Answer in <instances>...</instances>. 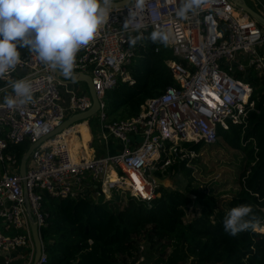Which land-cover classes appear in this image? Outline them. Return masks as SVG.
Segmentation results:
<instances>
[{"label":"built area","instance_id":"obj_1","mask_svg":"<svg viewBox=\"0 0 264 264\" xmlns=\"http://www.w3.org/2000/svg\"><path fill=\"white\" fill-rule=\"evenodd\" d=\"M251 1L264 9V0ZM181 3L143 0L139 30L124 26L135 0L112 8L94 39L77 52L70 85L27 49H20L17 66L0 78V252L6 256L5 264L19 250L28 249L27 264L32 260L26 203L40 231L46 216L43 193L52 198H78L89 196L87 188H93L90 192L108 199L114 192L127 191L136 200L149 202L159 196L153 176L164 177L172 163L193 153L185 143L213 145L219 127L226 130L229 123L241 124L253 110L252 88L236 75L247 68L264 72V26L235 0H204L195 13L184 18L176 15ZM150 29L170 33L171 56L165 65L174 84L146 99L136 117L110 122L105 93L118 82L133 84L128 68L137 56L138 44H131L130 39L137 35L141 39ZM77 75L90 77L98 99V140H119L120 151L76 162L63 136L68 129L51 135L67 115L85 112L92 105L88 92L75 86ZM20 78L33 83V99L10 108L4 103L5 95L12 94L8 81ZM135 135L142 136L140 144ZM37 142L21 176L17 155L10 147ZM111 172L116 176L114 182L109 178ZM137 184L145 194L137 190ZM42 248L38 264L47 262L43 243Z\"/></svg>","mask_w":264,"mask_h":264},{"label":"trees","instance_id":"obj_2","mask_svg":"<svg viewBox=\"0 0 264 264\" xmlns=\"http://www.w3.org/2000/svg\"><path fill=\"white\" fill-rule=\"evenodd\" d=\"M152 31L136 41L138 53L128 68L133 84L118 82L105 93L110 122L136 117L146 99L174 84L165 65L171 51L167 44L150 39ZM236 76L251 86L254 107L243 123H229L228 129L217 130L218 142L243 155L239 189L223 208L213 196L191 187L184 191L158 187L159 196L149 202L128 195L119 207L110 205L117 197L115 192L109 201L103 194L95 200L89 196L52 198L43 193L46 216L40 237L45 264H124L134 257L142 240L158 251L151 264H264V231L260 230L264 227V74L247 68ZM97 122V116L86 120L94 142L99 135ZM200 144L184 146L197 152ZM28 147L23 143L11 146L10 151L20 161ZM184 163L172 164L168 172L186 170ZM241 204L252 206L245 217L250 227L231 235L224 230L223 220L232 207ZM190 206L200 212L188 218Z\"/></svg>","mask_w":264,"mask_h":264},{"label":"clouds","instance_id":"obj_3","mask_svg":"<svg viewBox=\"0 0 264 264\" xmlns=\"http://www.w3.org/2000/svg\"><path fill=\"white\" fill-rule=\"evenodd\" d=\"M115 0H0V78L7 77L21 59L20 49L34 52L39 60L71 77L79 49L94 39L109 19ZM204 0H182L178 17H187L203 5ZM143 0H135L124 21L125 28L143 27L140 10ZM139 35L130 39L135 44ZM153 42L167 44L170 33L153 30ZM11 95H5L8 107L33 99V83L27 78L8 81ZM252 211L250 204L232 207L223 220L224 230L231 235L250 227L245 219Z\"/></svg>","mask_w":264,"mask_h":264},{"label":"rangeland","instance_id":"obj_4","mask_svg":"<svg viewBox=\"0 0 264 264\" xmlns=\"http://www.w3.org/2000/svg\"><path fill=\"white\" fill-rule=\"evenodd\" d=\"M245 2L264 17V9L255 6L251 0H245ZM262 74H264V72L258 73L257 75L261 76ZM64 82L68 81L64 80ZM75 86L79 87V91L88 92L84 82L79 81ZM78 133L79 146L77 148L79 152L77 155H81L82 150L86 152L89 150L88 143L91 141L92 137L85 124L80 126ZM130 137L133 139V136ZM134 139H136L139 144L142 142V136L140 135H135ZM108 142L110 146L114 148H120L121 146L119 140L110 138ZM92 143H94L92 146L96 148L98 140ZM101 145L103 147L104 142H102ZM197 150V152H193L192 154H183L181 158H179L181 161L176 162L179 164L185 161L184 165L186 170L169 171L164 177L159 178L170 177L172 182L167 188L170 190L176 189L184 191L187 187L199 189L207 195L216 198V200L219 201V205L223 208L224 202L232 197L239 189L237 186V177L243 165V155L241 152L226 147L220 141H217L213 145H204L201 143ZM115 194L114 196L117 197L114 200L112 198L108 199V197L105 196L104 198L107 201L113 200L110 205L114 207L125 204L129 193L127 191H118L115 192ZM89 197L95 200L98 199V196L93 193L90 194ZM191 198L193 200L194 196H191ZM199 212L200 210L198 208L194 209L190 206L187 210L186 217H193L199 214ZM158 255V251L150 249L149 244L142 240L138 245V250L135 252L134 257L128 259L124 264H151L152 257ZM30 257L31 255L29 254L27 263Z\"/></svg>","mask_w":264,"mask_h":264},{"label":"water","instance_id":"obj_5","mask_svg":"<svg viewBox=\"0 0 264 264\" xmlns=\"http://www.w3.org/2000/svg\"><path fill=\"white\" fill-rule=\"evenodd\" d=\"M129 1L130 0H120V1L114 2L113 8L125 6L126 4H128ZM235 3L240 8H242L251 18H253L259 25L264 26V18L258 12L253 10L245 2V0H235ZM52 70L58 76L66 77L64 74H62V72L58 71L54 67L52 68ZM67 78H69V77H67ZM74 78L76 79V81H81V82L85 83V85L87 86V91H88L89 97L91 99L92 105L85 112L74 113V114L67 116V118L58 127L55 128V130L53 131V133L51 135H55L59 132H62L63 130L70 128L71 126H73L77 122H81V121L84 122L87 119L94 117L98 111L99 103H98V99L95 95L90 77L88 75H77ZM38 144L39 143L37 142L35 144L29 145L28 149L21 156L20 161H19V174L21 176H23L25 173V166H26V162H27V159L29 157V154L31 153L33 148H35ZM153 180L158 187H162L165 189H167L169 184H171V182H172L170 177L159 178L158 176H153ZM23 188H24V193L26 194L27 188H26L24 181H23ZM26 208H27L28 221H29V225H30V231H31L33 246H34L31 264H38L39 257L43 251L42 239H41L40 234H39L40 231H39V228L37 226V223L35 222L27 203H26Z\"/></svg>","mask_w":264,"mask_h":264},{"label":"crops","instance_id":"obj_6","mask_svg":"<svg viewBox=\"0 0 264 264\" xmlns=\"http://www.w3.org/2000/svg\"><path fill=\"white\" fill-rule=\"evenodd\" d=\"M61 78L63 79V81L64 80L68 81V82H65V83H67L69 85L72 84V80H70L69 78H67V77H61ZM81 123H82V125L84 124L83 122H81ZM76 124H78V123H76ZM85 125L88 128V131L91 133L90 127H88V124L86 122H85ZM96 127H97V130H99V125H96ZM75 136H76L77 141H79V139H78V136H79L78 131H77V135L75 134ZM91 137H92L91 141L88 143L89 150L87 152L84 151V150L81 151V155H84L85 157H88L89 155H90V158L102 157V156H105L108 153H114V152L120 151V149H121V146H120V148H114L113 146H110L108 141L112 137H108L106 142H104L103 140H98V145L95 148L94 146H92L94 144V143H92L93 140H94V137H93L92 133H91ZM102 142H104L103 147L101 145ZM78 146H76V153L75 154H77L79 152V150L77 148ZM80 157L83 158V156H80ZM92 189L93 188H87V192L89 193V195L92 194L90 192ZM93 191H94V189H93ZM28 255H29L28 249L19 250L17 252V254H14V255H12L13 257H10V261H9L8 264H26L27 261H28ZM5 257H6L5 254L0 252V264H5Z\"/></svg>","mask_w":264,"mask_h":264},{"label":"bare ground","instance_id":"obj_7","mask_svg":"<svg viewBox=\"0 0 264 264\" xmlns=\"http://www.w3.org/2000/svg\"><path fill=\"white\" fill-rule=\"evenodd\" d=\"M80 126H82V123H79V124L75 125L73 128H68V130L66 132H64V134H63V136L65 138V141H66V143H67V145L69 147L70 154H71L73 160L76 161V162H79V161H82V160H84V161L91 160L90 155L88 157H85L84 155L75 154L76 153V146L79 145L78 144L79 141H77L74 132L75 131L77 132L79 130ZM80 156H83V158H81ZM132 177L135 180H137L135 176L132 175ZM109 178L113 182L116 181V176L114 175L113 172L110 173ZM137 190L141 191L142 194H145V191L142 189V186H140L138 184H137ZM260 230L264 231V227H262Z\"/></svg>","mask_w":264,"mask_h":264}]
</instances>
